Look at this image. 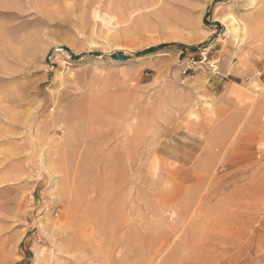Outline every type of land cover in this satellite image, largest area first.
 Listing matches in <instances>:
<instances>
[{
    "label": "rangeland",
    "instance_id": "obj_1",
    "mask_svg": "<svg viewBox=\"0 0 264 264\" xmlns=\"http://www.w3.org/2000/svg\"><path fill=\"white\" fill-rule=\"evenodd\" d=\"M259 142L264 0H0V264H264Z\"/></svg>",
    "mask_w": 264,
    "mask_h": 264
},
{
    "label": "crops",
    "instance_id": "obj_2",
    "mask_svg": "<svg viewBox=\"0 0 264 264\" xmlns=\"http://www.w3.org/2000/svg\"><path fill=\"white\" fill-rule=\"evenodd\" d=\"M246 50V49H244ZM242 56L245 60V64H248L249 66H253L256 63V54L253 53H242ZM235 90H238L236 86L228 85L226 90H222L218 96L217 100L213 101V103H210L208 105V108L206 109V113H209V115H206L203 119V124L196 130L197 136H210L218 131L221 132L223 129L225 123L227 122L228 117H232L234 114H236V100L233 98H228L227 95L230 92H234ZM246 135L244 136V139L246 142L252 140L251 130L249 126H245ZM255 149H258L259 147L264 149V143H257L255 145ZM251 150L246 151V158L241 161V163L238 164L237 167H243L245 172H250L252 170V157H251ZM261 172V171H260ZM264 172V170H262Z\"/></svg>",
    "mask_w": 264,
    "mask_h": 264
},
{
    "label": "built area",
    "instance_id": "obj_3",
    "mask_svg": "<svg viewBox=\"0 0 264 264\" xmlns=\"http://www.w3.org/2000/svg\"><path fill=\"white\" fill-rule=\"evenodd\" d=\"M206 68L208 72L215 76H222L218 65V58L212 57L208 51L207 47L198 50L197 52L188 53L184 58L180 67V74L191 76L196 72L197 69ZM258 77L262 75L261 72H258Z\"/></svg>",
    "mask_w": 264,
    "mask_h": 264
},
{
    "label": "trees",
    "instance_id": "obj_4",
    "mask_svg": "<svg viewBox=\"0 0 264 264\" xmlns=\"http://www.w3.org/2000/svg\"><path fill=\"white\" fill-rule=\"evenodd\" d=\"M167 46H168V44H166V43H161V44H158V45H156V46H150V47H148V48H145V49H143V50L137 52V54L152 53V52H154V51H157V50L162 49V48L167 47ZM73 57H76V56L73 55Z\"/></svg>",
    "mask_w": 264,
    "mask_h": 264
},
{
    "label": "water",
    "instance_id": "obj_5",
    "mask_svg": "<svg viewBox=\"0 0 264 264\" xmlns=\"http://www.w3.org/2000/svg\"><path fill=\"white\" fill-rule=\"evenodd\" d=\"M116 56H117L118 58H124V56H121L120 53H118V52L116 53Z\"/></svg>",
    "mask_w": 264,
    "mask_h": 264
}]
</instances>
